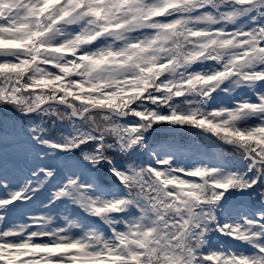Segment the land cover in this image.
I'll list each match as a JSON object with an SVG mask.
<instances>
[{
  "label": "snow or ice",
  "instance_id": "obj_1",
  "mask_svg": "<svg viewBox=\"0 0 264 264\" xmlns=\"http://www.w3.org/2000/svg\"><path fill=\"white\" fill-rule=\"evenodd\" d=\"M0 264H264V0H0Z\"/></svg>",
  "mask_w": 264,
  "mask_h": 264
}]
</instances>
